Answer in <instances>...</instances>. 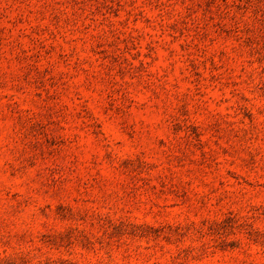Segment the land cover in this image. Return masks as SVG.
I'll list each match as a JSON object with an SVG mask.
<instances>
[{
	"label": "rangeland",
	"instance_id": "374dc122",
	"mask_svg": "<svg viewBox=\"0 0 264 264\" xmlns=\"http://www.w3.org/2000/svg\"><path fill=\"white\" fill-rule=\"evenodd\" d=\"M0 264H264V0H0Z\"/></svg>",
	"mask_w": 264,
	"mask_h": 264
}]
</instances>
